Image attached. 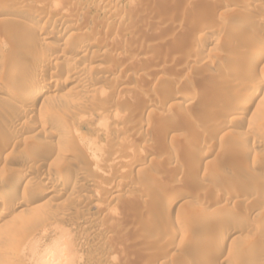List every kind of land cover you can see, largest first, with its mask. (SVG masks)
I'll list each match as a JSON object with an SVG mask.
<instances>
[{"label":"rangeland","instance_id":"1","mask_svg":"<svg viewBox=\"0 0 264 264\" xmlns=\"http://www.w3.org/2000/svg\"><path fill=\"white\" fill-rule=\"evenodd\" d=\"M0 5V143L11 142L0 181L29 177L31 188L22 184L16 196L42 195L43 206L32 223L20 225L31 205L0 220V264H264V99L242 117L232 109L251 94L240 85L264 77V57L254 60L261 46L245 41L264 44V0ZM42 26L57 34L41 35ZM82 41L90 45L83 56ZM39 53L60 65L12 79ZM23 79L48 87L24 115L15 98ZM191 89L201 100H186ZM46 174L57 188L48 195L37 189ZM170 197L180 199L168 208Z\"/></svg>","mask_w":264,"mask_h":264},{"label":"bare ground","instance_id":"2","mask_svg":"<svg viewBox=\"0 0 264 264\" xmlns=\"http://www.w3.org/2000/svg\"><path fill=\"white\" fill-rule=\"evenodd\" d=\"M248 2V1H247ZM246 2V3H247ZM234 3V2H233ZM251 3V2H250ZM250 3H248L249 5H250ZM256 6V5H255ZM254 5H253V7H255ZM239 7H240V5H239ZM245 7V6H244ZM0 8H1V5H0ZM2 9V8H1ZM22 10V9H21ZM30 11V12H29ZM29 11H27V9H26V11H23V15H25L26 17H34L31 13L34 11H32L31 12V10H29ZM44 12V11H43ZM46 12V11H45ZM35 13V12H34ZM39 13V12H38ZM41 14H42V12H40ZM36 14V13H35ZM44 14H42L41 16H43ZM37 15H35V17L34 18H39V16L38 17H36ZM209 17H211V15L209 16ZM33 18V19H34ZM202 18H204V17H202ZM205 18H206V16H205ZM200 19V18H199ZM248 19V18H247ZM12 20V19H11ZM39 20V19H38ZM254 21V20H253ZM18 22V21H17ZM243 23V22H242ZM258 25V24H257ZM204 27H207V26H205V25H203ZM249 26V25H248ZM202 27V26H201ZM48 28V27H47ZM47 28H45V27H40V30H39V33H41V35H45V36H48V37H51V36H54L55 34H57V32L55 31H53V29L52 30H49V29H47ZM72 28V27H71ZM206 29V28H205ZM256 29V28H255ZM237 30V29H236ZM71 34V33H70ZM236 34H237V32H236ZM251 34V33H250ZM59 35V34H58ZM62 35V34H61ZM60 37V36H59ZM58 37V38H59ZM68 37V36H67ZM67 37H66V39H67ZM239 37V36H238ZM244 37H245V35H244ZM61 38V37H60ZM68 40V39H67ZM245 41H247L250 45H256L257 46V49H259V47L261 46V49L260 50H257L256 52H255V57H254V60L255 61H259V60H261L263 57H264V44L262 43V44H258V43H260L261 41H259V39H257L256 37H254V35H246V40ZM65 42H67L66 40H65ZM64 42V43H65ZM264 42V41H263ZM48 44V43H47ZM260 45V46H259ZM88 46H90L89 44L87 45V43H85V41L83 42L82 41V43H81V45H80V47H79V50L77 51V53H79L80 55H84L85 53H86V50H88ZM253 47H255V46H253ZM54 48V47H53ZM56 49V48H55ZM88 52V51H87ZM46 54V53H45ZM45 54H43V53H39L38 55H37V57H36V59H34L33 58V61L32 62H30V64H29V62H27L26 64H22L20 67H19V70L16 72V73H14L13 75H12V79H15V78H17V77H19L18 75H20V76H23V75H27L28 73H30L31 71L33 72V71H37V70H40V71H43L44 70V68H48V67H51L52 68V66H53V68H54V71L57 69V66H58V64L59 63H53V65L51 64L50 65V63H49V59H48V57H47V55H45ZM234 54V53H233ZM235 55V54H234ZM81 56V57H82ZM244 56V55H243ZM55 57V56H54ZM240 57V56H239ZM232 58H234V57H232ZM231 58V59H232ZM236 58V57H235ZM229 59V58H228ZM230 60V59H229ZM234 60V59H233ZM253 60V59H252ZM57 61V60H56ZM232 61V60H231ZM234 61H236V60H234ZM253 62V61H252ZM254 63V62H253ZM253 63H252V65H253ZM255 64V63H254ZM60 65V64H59ZM230 65V64H229ZM243 65V64H242ZM67 67V66H66ZM70 67V66H69ZM72 68H70V70L72 71V75L74 74L75 76H74V78H75V80L77 81L76 83H77V85L79 86L80 85V87L81 88H83L84 87V89L88 86V85H86V77H85V75H84V73H83V71H82V69H80V68H78V67H73V66H71ZM253 67V66H252ZM56 68V69H55ZM68 69V68H67ZM46 70V69H45ZM44 70V71H45ZM51 70H53V69H51ZM230 70H232V69H230ZM236 70V69H235ZM61 71V70H60ZM245 71V70H244ZM251 71V70H250ZM249 71V72H250ZM232 72V71H231ZM236 72V74H238L237 73V71H233V73H235ZM242 72V71H241ZM247 72V71H246ZM43 73H45V72H43ZM106 73V72H105ZM231 74V75H234V74ZM253 73V72H252ZM250 73H245V74H242L243 75V78H244V80L245 79H250V75H252L253 76V74H250ZM50 75V74H49ZM107 75V74H106ZM105 75V76H106ZM228 75H230V74H228ZM239 75V74H238ZM241 75V74H240ZM239 75V76H240ZM242 75H241V77H242ZM46 76V75H45ZM103 76V75H102ZM101 77V76H100ZM234 77V76H233ZM237 77V76H236ZM99 78V77H98ZM104 78V77H103ZM240 78V77H239ZM253 78V77H252ZM256 78V77H255ZM263 78V79H262ZM262 78H260V79H258V77L256 78V79H258L257 81L256 80H254L253 79V81H256V83H255V85L253 86V85H251V86H248L247 84H245V83H243V82H247V81H243V82H241V83H243V84H241L240 85V87L241 88H245V89H247V88H251V94L248 96H246V94H245V96H246V98H242V100L240 101V104L239 105H237L235 108H232V109H234V111L233 112H235L236 113V115H240L241 117L244 115V114H246L247 113V111H248V109L252 106V105H255V106H260V104H262V99H264V77H262ZM101 79V78H100ZM100 79H99V81H100ZM242 79V78H241ZM16 80V79H15ZM105 80V79H104ZM238 80V79H237ZM23 81H24V79H23ZM22 81V82H23ZM74 81V80H73ZM102 81V80H101ZM241 81V80H240ZM14 82V81H13ZM12 82V83H13ZM239 82V81H238ZM15 83H17V82H14L13 83V85H15L14 87H16V84ZM18 84V83H17ZM12 85V84H11ZM21 85V84H20ZM29 85V83H28V81H24L23 83H22V85H21V87H22V90H18V92H16L17 94H15V98L19 101V103L24 107V108H22V107H20V108H22L23 110H22V113H23V115L24 114H29L33 109H32V107L33 106H35L36 104H37V102L40 100V99H45V98H47V93H48V87H45L44 85H41V84H34V85H32V86H28ZM76 85V86H77ZM250 85V84H249ZM10 86V85H9ZM12 87V89H13V86H10V88ZM88 88V87H87ZM93 88V87H92ZM21 89V88H20ZM82 90V89H81ZM89 90V88L87 89V91ZM91 91V90H90ZM250 91H249V93H250ZM83 92V91H82ZM86 92V91H85ZM246 92V91H245ZM244 94V93H243ZM14 95V94H13ZM202 95H203V93H198V92H195V90L194 91H192V89H191V91H189L188 92V94H187V96H186V100L188 101V102H191V103H193V102H195V101H198V100H201V98H202ZM244 95H241L240 97H243ZM205 97V96H204ZM173 99V98H172ZM236 99V98H235ZM203 100V99H202ZM29 102H31V105L29 104V105H27L26 106V103L28 104ZM237 103H239V102H237ZM13 105V104H12ZM15 105V104H14ZM13 105V106H14ZM147 105V104H146ZM188 105V104H187ZM233 105H236V104H233ZM143 106V105H142ZM141 106V107H142ZM148 106V105H147ZM12 107V106H11ZM16 107L18 108L19 106H17L16 105ZM139 107H140V105H139ZM140 107V108H141ZM145 107V106H144ZM143 107V108H144ZM233 107V106H232ZM254 107V106H253ZM14 109V108H13ZM231 109V110H232ZM261 110H262V113H264V104H262V106H261ZM239 116V118H241ZM237 117V116H236ZM119 121H120V119H119ZM13 122V121H12ZM57 122V126L56 127H59L60 128V134H58L59 135V140H61V138H64V137H67L66 135V133H65V131H63V126H64V124H63V122L61 121V120H57L56 121ZM10 125V124H9ZM7 126V125H6ZM9 127V126H8ZM10 127H11V125H10ZM33 127V126H32ZM35 128V127H34ZM29 129H31V128H29ZM10 129H8V131H9ZM7 131V132H8ZM9 134V133H8ZM66 134V135H65ZM6 136V135H5ZM4 137V136H3ZM72 137V136H71ZM3 139V138H2ZM65 139V138H64ZM64 139H62V140H64ZM10 140H13V139H11L10 138ZM66 140V139H65ZM69 140H70V138H69ZM67 141L68 140H66V143H67ZM65 142V141H64ZM72 142H74V141H72ZM9 143L11 144V142H9V138H8V136L5 138V139H3L2 141H1V143H0V153L1 152H3V151H5V149H7V147L9 146ZM70 143V142H69ZM72 144V143H71ZM69 146H70V144H69ZM68 147V146H67ZM57 149V148H56ZM8 150V149H7ZM6 150V151H7ZM52 150V149H51ZM51 150H49L48 149V151H49V153H51V154H53L54 156H55V158L56 157H59L60 156V153L58 152V151H51ZM155 150H157V149H155ZM5 151V152H6ZM153 151H154V149H153ZM54 152V153H53ZM154 153V152H153ZM2 154V153H1ZM134 154V153H133ZM87 156H88V160L90 161V169L91 170H93V171H98V172H100V170H102L101 168H102V165L103 164H101V163H103V162H100L99 161V159H97V158H95L91 153H89V154H87ZM0 157H2V156H0ZM143 159H146L147 158V154H144L143 156ZM132 158V157H131ZM36 159V158H35ZM34 159V160H35ZM36 161V160H35ZM88 161V162H89ZM31 163H34L33 161H31ZM36 164V163H35ZM198 164V163H197ZM30 165V164H29ZM28 165V166H29ZM34 165V164H33ZM37 165V164H36ZM198 165H200V164H198ZM197 165V166H198ZM31 166V165H30ZM116 166V165H115ZM131 166V165H130ZM133 166V165H132ZM131 166V167H132ZM197 166H196V168H197ZM108 167V166H107ZM195 167V166H194ZM31 168V167H30ZM198 168H199V166H198ZM119 170V167H118V169H117V171ZM125 171V170H124ZM117 174L119 175V174H122L123 175V170H119V172H117ZM125 174V173H124ZM103 177V176H102ZM114 177H115V174H114ZM29 178V177H28ZM28 178H26V176H24V175H21L15 182H13V184L11 183V186L9 187V184L10 183H4V182H1L0 181V188L2 189V192L0 193V203L2 204V203H4L5 204V206L3 207V208H1L0 209V220L1 219H3V218H6V217H9V215H11L12 214V212L14 213V212H17V211H19V210H22L24 207H27V206H30L31 205V209L33 210L32 211V213L29 215V216H27L26 217V220L25 221H23L20 225H25V223H32L33 221H36V219H38V216H39V212H38V208L39 207H43V206H41V204L39 203V199L42 197V195H39L38 196V198H37V200L36 201H33V202H30V203H24L23 202V200H20L17 196H16V193H17V191H18V189L20 188V186H22V184H24L23 185V187H27L26 188V190L27 189H29L28 188V186H30V188H31V185L33 184L30 180H27ZM45 178H46V181H44V183H38L37 185H38V188L37 189H39V191H40V187H42L43 188V191L45 190V192H46V194L48 195V194H51V193H53L54 192V190H55V188H56V184H54V182L52 181V179H51V177H50V175L48 174H46L45 175ZM107 178V177H106ZM112 179V178H111ZM110 180V179H109ZM112 181V180H111ZM222 181V180H221ZM223 181H225V180H223ZM223 181H222V183H223ZM242 181V180H241ZM75 184V182L73 183V185ZM244 184V183H243ZM66 185V184H65ZM34 186V185H33ZM36 186V185H35ZM9 187V188H8ZM118 188V187H117ZM166 188H169V187H167V186H164V189L163 190H165ZM22 189H24V188H22ZM57 189V188H56ZM25 190V191H26ZM62 190H64V189H62ZM115 190V189H114ZM24 191V192H25ZM28 191H30V190H28ZM117 191V190H116ZM41 192V191H40ZM56 192V191H55ZM69 192V191H68ZM108 192V191H107ZM26 193H29V192H26ZM32 193V192H31ZM96 193H98V192H96ZM95 193V194H96ZM39 194V193H38ZM43 194V193H42ZM45 194V195H46ZM55 194V193H54ZM59 194V193H58ZM100 195V194H99ZM98 194L96 195L97 197L99 196ZM109 194H104L103 196L104 197H107ZM143 195H145V194H143ZM185 195V194H184ZM102 196V197H103ZM147 196V195H146ZM145 196V197H146ZM182 196H183V194H182ZM181 196V197H182ZM29 197H32V196H29ZM86 197V196H85ZM87 197H89V195L87 196ZM94 197H95V195H94ZM94 197H91V195H90V198H93L94 199ZM115 197V196H114ZM113 197V198H114ZM245 197V196H244ZM36 198V197H35ZM34 198V199H35ZM51 198H54V196L53 197H51ZM96 198V197H95ZM99 198V197H98ZM97 198V199H98ZM178 198L179 197H177V198H175V197H170L169 199H168V201H167V207L168 208H171L172 206H174L176 203H177V201H178ZM26 199V198H25ZM88 199V198H87ZM99 199H101V198H99ZM180 199V198H179ZM28 200H30V199H28ZM51 200V199H50ZM85 200H86V198H85ZM89 200V199H88ZM91 200V199H90ZM111 200V199H110ZM25 201H27V200H25ZM94 201V200H93ZM91 202V201H90ZM96 203V202H95ZM3 204V205H4ZM43 205H45V204H43ZM40 208V209H41ZM20 212V211H19ZM18 212V213H19ZM228 212V211H227ZM38 213V214H37ZM229 213V212H228ZM22 213H20V215H21ZM216 214V213H215ZM18 215V214H17ZM16 215V216H17ZM219 215V214H218ZM24 216V215H23ZM231 217V216H230ZM20 218V217H19ZM21 218H22V216H21ZM243 219V218H242ZM19 221H22L21 219L19 220ZM2 222V221H1ZM244 222V220H241L240 221V224H242ZM239 223V222H238ZM247 223V222H246ZM237 224V223H236ZM244 224V223H243ZM86 225V224H85ZM3 225H1L0 224V227H2ZM5 226V225H4ZM222 244L224 245V241L222 242ZM220 245H221V243H220ZM45 254V253H44ZM7 255V254H6ZM44 256V255H43ZM48 256V255H47Z\"/></svg>","mask_w":264,"mask_h":264}]
</instances>
